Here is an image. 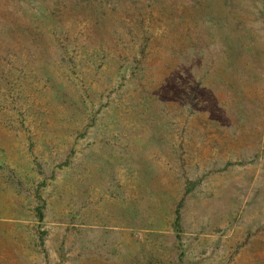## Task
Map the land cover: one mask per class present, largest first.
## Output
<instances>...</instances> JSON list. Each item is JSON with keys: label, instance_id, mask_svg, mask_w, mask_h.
<instances>
[{"label": "rangeland", "instance_id": "1", "mask_svg": "<svg viewBox=\"0 0 264 264\" xmlns=\"http://www.w3.org/2000/svg\"><path fill=\"white\" fill-rule=\"evenodd\" d=\"M0 264H264V0H0Z\"/></svg>", "mask_w": 264, "mask_h": 264}, {"label": "trees", "instance_id": "2", "mask_svg": "<svg viewBox=\"0 0 264 264\" xmlns=\"http://www.w3.org/2000/svg\"><path fill=\"white\" fill-rule=\"evenodd\" d=\"M38 210H39V215H40V217H43V211H42V208L41 207H38ZM180 210L179 209H177V213H176V221H177V224H178V222H179V220H180Z\"/></svg>", "mask_w": 264, "mask_h": 264}]
</instances>
